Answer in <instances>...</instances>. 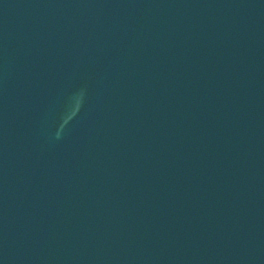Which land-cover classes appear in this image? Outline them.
I'll return each instance as SVG.
<instances>
[{
	"label": "water",
	"instance_id": "water-1",
	"mask_svg": "<svg viewBox=\"0 0 264 264\" xmlns=\"http://www.w3.org/2000/svg\"><path fill=\"white\" fill-rule=\"evenodd\" d=\"M0 264H264V0H0Z\"/></svg>",
	"mask_w": 264,
	"mask_h": 264
}]
</instances>
